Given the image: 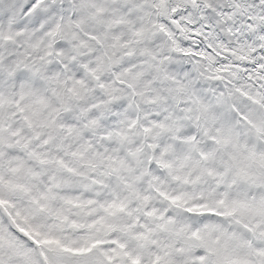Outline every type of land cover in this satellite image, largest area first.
<instances>
[{
  "label": "snow or ice",
  "instance_id": "6c2138e0",
  "mask_svg": "<svg viewBox=\"0 0 264 264\" xmlns=\"http://www.w3.org/2000/svg\"><path fill=\"white\" fill-rule=\"evenodd\" d=\"M0 264H264V0H0Z\"/></svg>",
  "mask_w": 264,
  "mask_h": 264
}]
</instances>
